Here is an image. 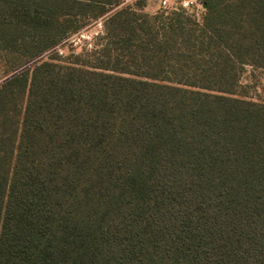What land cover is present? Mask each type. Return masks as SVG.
<instances>
[{"label": "trees", "instance_id": "trees-1", "mask_svg": "<svg viewBox=\"0 0 264 264\" xmlns=\"http://www.w3.org/2000/svg\"><path fill=\"white\" fill-rule=\"evenodd\" d=\"M201 1L0 0V264H264V0Z\"/></svg>", "mask_w": 264, "mask_h": 264}, {"label": "rangeland", "instance_id": "rangeland-1", "mask_svg": "<svg viewBox=\"0 0 264 264\" xmlns=\"http://www.w3.org/2000/svg\"><path fill=\"white\" fill-rule=\"evenodd\" d=\"M123 4L135 5L141 2L143 5V11L155 14L162 11L163 0H123ZM175 1L168 0V3L172 5ZM104 18L98 19L81 31L70 35L56 47L47 51L40 57L34 59L25 65L22 69L33 68L37 64L49 60L51 57H56L59 61H68L72 55H79L85 53L90 45L93 47L97 43V38L104 32ZM241 92L248 96L252 100H264V69L254 68L247 66L244 68L241 77Z\"/></svg>", "mask_w": 264, "mask_h": 264}, {"label": "built area", "instance_id": "built-area-1", "mask_svg": "<svg viewBox=\"0 0 264 264\" xmlns=\"http://www.w3.org/2000/svg\"><path fill=\"white\" fill-rule=\"evenodd\" d=\"M175 2L170 5L168 3V0H163L162 5L163 9L162 11H179V10H185L186 12L194 15L196 18H200L201 15L204 13V4L201 0H174ZM93 46L90 45V49H92Z\"/></svg>", "mask_w": 264, "mask_h": 264}, {"label": "water", "instance_id": "water-1", "mask_svg": "<svg viewBox=\"0 0 264 264\" xmlns=\"http://www.w3.org/2000/svg\"><path fill=\"white\" fill-rule=\"evenodd\" d=\"M204 8H206V5L204 4Z\"/></svg>", "mask_w": 264, "mask_h": 264}]
</instances>
